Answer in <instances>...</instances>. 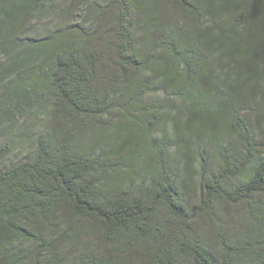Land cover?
<instances>
[{
	"label": "trees",
	"instance_id": "obj_1",
	"mask_svg": "<svg viewBox=\"0 0 264 264\" xmlns=\"http://www.w3.org/2000/svg\"><path fill=\"white\" fill-rule=\"evenodd\" d=\"M61 1L0 0V264H264V0Z\"/></svg>",
	"mask_w": 264,
	"mask_h": 264
},
{
	"label": "rangeland",
	"instance_id": "obj_2",
	"mask_svg": "<svg viewBox=\"0 0 264 264\" xmlns=\"http://www.w3.org/2000/svg\"><path fill=\"white\" fill-rule=\"evenodd\" d=\"M76 1L77 0H74L75 4H76ZM70 2H71V0H62L61 1V5L62 6L69 5ZM79 7H78V10L74 14L73 17L75 19L79 20V21H87V23L90 25L92 23V20L93 19L90 16V14L87 12V10L85 9V5L84 6H81L80 8ZM108 15H110V12L109 11L107 12L106 16H108ZM134 17H135V15H134ZM64 20H66V17L60 12L57 15L50 16L48 19H46L44 21H41L40 23H41V27H43V26H46V25H48V26L55 25V24H58V23H60V22H62ZM135 32H137V33L140 32V27H138L137 25L135 27ZM139 43H140V40H138V44ZM159 97H160V95L155 94V93H152V94H150V95L147 96L146 100L147 101H150V102L160 101V98ZM46 128H47V123L44 120L41 123V129H46ZM167 130L170 133V129H167ZM130 131H132V128H129L128 133ZM162 135H163V128H158V129H156L154 131L153 139L157 142L162 137ZM260 135H261L262 139L264 140V129L261 131ZM88 144L91 145L92 144V141L91 140H88ZM25 147H27V144L25 145ZM170 155H171V158L174 159L178 164H182V160H183L182 153L179 150H176L174 147H172L171 150H170ZM110 156H111V160L114 161L116 156H114V154H112V155L110 154ZM240 222H241L240 219H236L235 222H234V224L236 226H239ZM213 232H214V230H212L210 232V234H212ZM89 239H90L91 245L92 246H95L96 243H97V241H96V238L94 237V235L93 236L91 235L89 237ZM56 248H57V250H56L57 252L60 251L63 254L65 252H67V250H68V248L62 247L61 244L60 245L56 244ZM61 257H62V255H61ZM53 263L54 264H61V262H56L55 263V261H53Z\"/></svg>",
	"mask_w": 264,
	"mask_h": 264
}]
</instances>
